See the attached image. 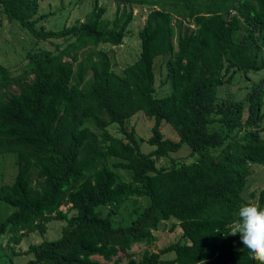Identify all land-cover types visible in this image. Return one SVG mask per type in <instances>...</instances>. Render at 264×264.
<instances>
[{
	"label": "trees",
	"instance_id": "trees-1",
	"mask_svg": "<svg viewBox=\"0 0 264 264\" xmlns=\"http://www.w3.org/2000/svg\"><path fill=\"white\" fill-rule=\"evenodd\" d=\"M115 2L111 18L94 0L84 19L49 26L53 11L38 0H0L9 19L54 44L30 46L20 70L0 62V152L17 154L13 180L0 185V199L14 206L0 235L17 243L50 218L65 221L58 237L30 242L32 257L20 264H258L239 233L227 234L249 202L243 191L251 164L264 166V84L252 83L243 98L217 89L237 70L264 67V0ZM126 3L153 7L138 29L139 56L118 73L99 44L122 41L133 16ZM166 53L170 91L158 96L154 60ZM138 110L154 119L148 152L126 124ZM162 121L181 129L178 139L164 136ZM111 122L122 136L108 129ZM183 143L192 160L157 166L155 155L169 156ZM113 166L130 169V180ZM138 195L147 204L129 223L113 225L112 214ZM256 204L264 209V186ZM170 217L179 238L138 257L129 252L134 242H151Z\"/></svg>",
	"mask_w": 264,
	"mask_h": 264
},
{
	"label": "rangeland",
	"instance_id": "rangeland-1",
	"mask_svg": "<svg viewBox=\"0 0 264 264\" xmlns=\"http://www.w3.org/2000/svg\"><path fill=\"white\" fill-rule=\"evenodd\" d=\"M40 6L45 10H52L53 14L48 15L49 18L45 22L49 26H60L62 23H71L76 20H82L87 16L88 11L92 8L94 0H38ZM99 2L106 6L104 16L111 18L114 14L115 0H99ZM127 7H132L133 16L128 22L125 35L122 41L118 44L110 42H101L99 47L105 49L111 61L112 68L122 73L123 67L133 62L140 53L141 42L138 34V29L145 22L147 11L152 8V5L140 3H126ZM46 45L53 47L54 44L48 40H36L28 31H26L17 21L9 19L6 14L0 11V62L6 65L13 66L14 70L25 66V53L30 46ZM264 56V51L262 53ZM169 53L164 55H157L154 60L155 68V95L161 96L169 93L170 84L165 81L166 59ZM259 82L264 84V67L256 71H249L248 75H244L241 70H237L232 81L228 84L218 86L217 94L227 95L232 92L234 98H243L252 83ZM12 88L16 85L12 84ZM246 101V100H245ZM247 103V101H246ZM261 111L264 113V96L262 99ZM154 122L153 117L146 115L142 110L136 111L134 114L126 119L127 127L135 130V136L139 141V148L141 151L148 152L152 150L155 145L147 141L151 134V126ZM94 130H100L95 127L90 120L86 122ZM216 125V124H214ZM108 129L116 134L122 136L118 129L116 122L108 124ZM160 129L164 136L172 139L179 138V130L175 129L168 121H162ZM259 130L264 137V114L259 124ZM243 131V130H242ZM241 132V131H240ZM219 148H216L217 151ZM189 145L183 143L176 151L171 152L169 156H156L157 166H170L174 161H190L194 155L189 154ZM16 153L14 151L0 152V185L4 182H11L17 170ZM116 157L110 156L109 162L116 160ZM114 167V166H113ZM118 176L126 180L131 178V170L123 167H114ZM264 186V166L259 163H252L250 173L247 177L246 188L243 191L244 197L249 201L248 203L256 204L257 191ZM148 198L146 196H131L126 199L117 213L112 214L113 225L127 224L136 215L135 209L139 211L147 204ZM68 205L61 204L60 208L65 209ZM99 208L105 213L108 209L105 205H100ZM14 209V206L8 202L0 199V221ZM64 220L57 218H50L46 220L43 231L33 229L26 230L20 241L15 243L9 240L10 233L5 232L0 235V264H20L32 257L31 252L26 251L30 242H37L43 238H56L60 235ZM180 227L176 225L174 217L163 220L159 227L153 230L154 239L147 243L144 241H137L132 244L129 252L134 257H138L145 248L159 250L165 244L172 242L179 238ZM170 252L162 254V256L169 257ZM121 264H126L124 258Z\"/></svg>",
	"mask_w": 264,
	"mask_h": 264
},
{
	"label": "clouds",
	"instance_id": "clouds-1",
	"mask_svg": "<svg viewBox=\"0 0 264 264\" xmlns=\"http://www.w3.org/2000/svg\"><path fill=\"white\" fill-rule=\"evenodd\" d=\"M240 234L241 243L248 250L249 258L264 264V209L254 203L239 207L238 218L229 225L227 235ZM204 264V261H200Z\"/></svg>",
	"mask_w": 264,
	"mask_h": 264
}]
</instances>
